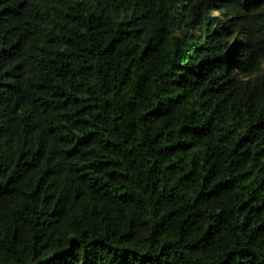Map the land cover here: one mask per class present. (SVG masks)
Here are the masks:
<instances>
[{"label": "trees", "instance_id": "trees-1", "mask_svg": "<svg viewBox=\"0 0 264 264\" xmlns=\"http://www.w3.org/2000/svg\"><path fill=\"white\" fill-rule=\"evenodd\" d=\"M0 264H264V0H0Z\"/></svg>", "mask_w": 264, "mask_h": 264}]
</instances>
